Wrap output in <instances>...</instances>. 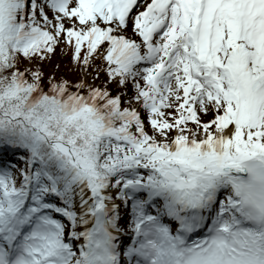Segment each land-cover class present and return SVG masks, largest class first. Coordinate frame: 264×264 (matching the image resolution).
<instances>
[{"label": "snow or ice", "instance_id": "1", "mask_svg": "<svg viewBox=\"0 0 264 264\" xmlns=\"http://www.w3.org/2000/svg\"><path fill=\"white\" fill-rule=\"evenodd\" d=\"M0 264H264V0H0Z\"/></svg>", "mask_w": 264, "mask_h": 264}, {"label": "rangeland", "instance_id": "2", "mask_svg": "<svg viewBox=\"0 0 264 264\" xmlns=\"http://www.w3.org/2000/svg\"><path fill=\"white\" fill-rule=\"evenodd\" d=\"M53 57H52L53 60L44 62V64L42 65L43 70H45V67L48 66L49 71L52 72L53 70L56 69V65L58 64L59 65L58 75L63 76L70 81H76L81 78V73L79 69L77 70V68H75L71 62L70 53L68 55H63L61 51H59L56 52ZM101 79H103V74H101ZM96 83H100V81H97ZM113 94L115 95V91L113 92Z\"/></svg>", "mask_w": 264, "mask_h": 264}, {"label": "trees", "instance_id": "3", "mask_svg": "<svg viewBox=\"0 0 264 264\" xmlns=\"http://www.w3.org/2000/svg\"><path fill=\"white\" fill-rule=\"evenodd\" d=\"M60 51V49H57V51L56 52H59ZM70 53V52H69ZM54 56V55H53ZM53 59H54V57H53ZM53 59H51V60H53ZM50 60V61H51ZM23 67V66H22ZM77 70H78V68H77ZM43 72H44V74H45V80H47V78H48V76L49 75H52V74H55V76H56V79L57 80H60L63 76H60V75H58L59 74V70L56 68L55 70H53L52 72H50L49 71V69H48V66H46L45 67V70H43ZM63 78H65V77H63ZM66 79V78H65Z\"/></svg>", "mask_w": 264, "mask_h": 264}]
</instances>
